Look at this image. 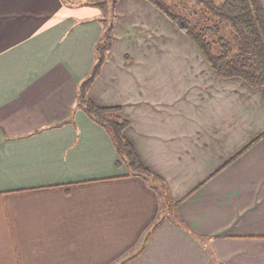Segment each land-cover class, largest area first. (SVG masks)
<instances>
[{
    "label": "crops",
    "instance_id": "0c3cea01",
    "mask_svg": "<svg viewBox=\"0 0 264 264\" xmlns=\"http://www.w3.org/2000/svg\"><path fill=\"white\" fill-rule=\"evenodd\" d=\"M92 3L0 0V264H264V87L218 78L154 5L117 0L88 96L120 107L177 203L144 240L159 193L76 106L104 30Z\"/></svg>",
    "mask_w": 264,
    "mask_h": 264
},
{
    "label": "trees",
    "instance_id": "16d2710c",
    "mask_svg": "<svg viewBox=\"0 0 264 264\" xmlns=\"http://www.w3.org/2000/svg\"><path fill=\"white\" fill-rule=\"evenodd\" d=\"M147 1L194 42L218 78L235 77L250 87H264V7L261 0H225L218 4L212 0H192L200 9L189 10L190 16L173 11L159 0ZM116 2L110 0L108 6L105 0H93L92 4L104 12V30L94 45V64L89 74L78 84L76 106L107 131L120 161L128 171L150 181L159 193L162 200L160 217L144 237L146 240L166 220L179 222L175 215L177 203L170 197L163 180L140 162L133 146L125 138L123 132L128 122L119 117L120 107L97 106L88 96L90 86L99 75L112 45ZM108 12L111 15L107 22ZM192 13L200 17H192ZM144 243L135 255L141 251Z\"/></svg>",
    "mask_w": 264,
    "mask_h": 264
},
{
    "label": "rangeland",
    "instance_id": "374dc122",
    "mask_svg": "<svg viewBox=\"0 0 264 264\" xmlns=\"http://www.w3.org/2000/svg\"><path fill=\"white\" fill-rule=\"evenodd\" d=\"M107 3H108V6H110V0H105ZM161 3H163L164 5H166L168 8L172 9L173 11L177 12V13H180L182 15H188L190 16V12L189 10H198L200 9L198 6H196L192 0H159ZM214 3L218 4V3H222L224 2L225 0H212ZM263 5V4H262ZM264 7V6H263ZM190 13V14H189ZM196 13H199V12H196ZM194 15L193 16H196L197 19L200 17V15H197L195 13H192ZM111 14L108 12L107 14V22L109 20V16ZM183 33V32H182ZM185 37H187L190 41L191 39L186 35L184 34ZM192 42V41H191ZM192 44L196 47V50L200 53L199 49L197 48V46L194 44V42H192ZM201 57L203 58L202 54L200 53ZM205 60V59H204Z\"/></svg>",
    "mask_w": 264,
    "mask_h": 264
}]
</instances>
